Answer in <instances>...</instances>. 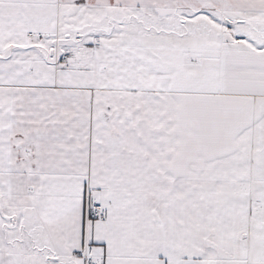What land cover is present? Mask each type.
Listing matches in <instances>:
<instances>
[{
	"label": "snow or ice",
	"instance_id": "6c2138e0",
	"mask_svg": "<svg viewBox=\"0 0 264 264\" xmlns=\"http://www.w3.org/2000/svg\"><path fill=\"white\" fill-rule=\"evenodd\" d=\"M0 264H264V0H0Z\"/></svg>",
	"mask_w": 264,
	"mask_h": 264
}]
</instances>
